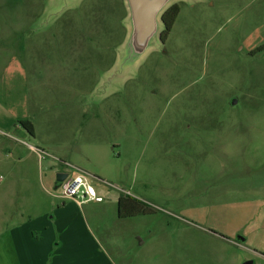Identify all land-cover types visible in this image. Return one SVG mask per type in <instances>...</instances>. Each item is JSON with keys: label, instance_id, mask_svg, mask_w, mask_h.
Returning <instances> with one entry per match:
<instances>
[{"label": "rangeland", "instance_id": "rangeland-1", "mask_svg": "<svg viewBox=\"0 0 264 264\" xmlns=\"http://www.w3.org/2000/svg\"><path fill=\"white\" fill-rule=\"evenodd\" d=\"M173 4L126 66L125 0H0V108L103 200L88 213L51 176L59 220L94 241L66 264H264V0ZM122 194L149 212L119 218Z\"/></svg>", "mask_w": 264, "mask_h": 264}, {"label": "crops", "instance_id": "crops-1", "mask_svg": "<svg viewBox=\"0 0 264 264\" xmlns=\"http://www.w3.org/2000/svg\"><path fill=\"white\" fill-rule=\"evenodd\" d=\"M1 120L9 122V127H0L14 133L0 130V264H66L73 247L89 246L83 241L86 237L94 243L92 234L87 233L82 240L58 218L61 214L54 201L59 198L46 187L55 175L51 169L56 157L47 152L50 157L40 160L34 148L41 150L44 144L27 142L37 140L35 131L31 137L6 109L0 108ZM102 203L77 206L86 207L88 212L90 205Z\"/></svg>", "mask_w": 264, "mask_h": 264}, {"label": "water", "instance_id": "water-1", "mask_svg": "<svg viewBox=\"0 0 264 264\" xmlns=\"http://www.w3.org/2000/svg\"><path fill=\"white\" fill-rule=\"evenodd\" d=\"M173 0H125L128 9V34L127 50L122 64L130 66L138 58L143 57L154 42H159V29L162 27L161 15ZM155 42V44H156ZM64 172L55 173L56 190L67 178ZM243 264H252L247 261Z\"/></svg>", "mask_w": 264, "mask_h": 264}, {"label": "built area", "instance_id": "built-area-1", "mask_svg": "<svg viewBox=\"0 0 264 264\" xmlns=\"http://www.w3.org/2000/svg\"><path fill=\"white\" fill-rule=\"evenodd\" d=\"M34 151L40 160L50 157V155L43 150L34 148ZM54 160L62 167L60 172L68 174L66 180L57 188L59 190V198L74 201L78 205L85 202L99 203L103 201L102 198L98 196L93 188L89 185V175L67 162L59 161L56 158ZM70 170L75 171V174L70 175Z\"/></svg>", "mask_w": 264, "mask_h": 264}, {"label": "trees", "instance_id": "trees-1", "mask_svg": "<svg viewBox=\"0 0 264 264\" xmlns=\"http://www.w3.org/2000/svg\"><path fill=\"white\" fill-rule=\"evenodd\" d=\"M178 13L179 6L177 4H173L162 14L161 22L163 30L160 33V37L163 41L167 39V36L172 29ZM263 47L264 45L259 47V49H262ZM19 124L31 137L34 135L31 123H29L28 121H22ZM147 206L148 205L142 203L141 201L132 198L130 195L122 194L117 201L118 216L121 219H125L136 217L139 215H145L147 212H149Z\"/></svg>", "mask_w": 264, "mask_h": 264}, {"label": "flooded vegetation", "instance_id": "flooded-vegetation-1", "mask_svg": "<svg viewBox=\"0 0 264 264\" xmlns=\"http://www.w3.org/2000/svg\"><path fill=\"white\" fill-rule=\"evenodd\" d=\"M167 10V9H166ZM165 12V11H164ZM162 16V15H161ZM158 41H159V43H162V39H161V37H160V34H159V38H158ZM258 52H263L264 53V47L262 48V49H259V47L254 51V52H252L251 54H253V53H258ZM238 241L239 242H243L244 240L242 239V238H238Z\"/></svg>", "mask_w": 264, "mask_h": 264}]
</instances>
